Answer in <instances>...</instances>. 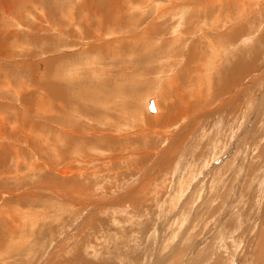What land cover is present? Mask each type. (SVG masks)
Wrapping results in <instances>:
<instances>
[{"label":"rangeland","instance_id":"1","mask_svg":"<svg viewBox=\"0 0 264 264\" xmlns=\"http://www.w3.org/2000/svg\"><path fill=\"white\" fill-rule=\"evenodd\" d=\"M152 1L0 0V264H264V0Z\"/></svg>","mask_w":264,"mask_h":264},{"label":"bare ground","instance_id":"2","mask_svg":"<svg viewBox=\"0 0 264 264\" xmlns=\"http://www.w3.org/2000/svg\"><path fill=\"white\" fill-rule=\"evenodd\" d=\"M154 1V0H153ZM152 1V2H153ZM236 2H237V0H235ZM240 1V0H239ZM263 1V0H262ZM177 2V1H176ZM210 2L212 3V4H215L214 3V0H210ZM219 2H220V6H219V8H224L223 7V0H219ZM242 2V1H241ZM115 3H119V2H115ZM155 4H154V7L156 8V9H158V3L157 2H154ZM230 3V2H229ZM228 3V4H229ZM112 4V3H111ZM137 4V3H136ZM153 4V3H152ZM203 4V3H202ZM230 5V4H229ZM232 5V4H231ZM244 5V4H243ZM236 6H237V4H236ZM139 7V6H138ZM169 7V6H168ZM172 7V6H171ZM185 7V6H184ZM183 7V8H184ZM188 7V6H187ZM202 7V6H201ZM154 8V9H155ZM142 9L144 10V7L142 6ZM148 9H151V7L150 8H148ZM153 9V8H152ZM200 9V8H199ZM184 10V9H183ZM146 11H147V9H146ZM151 11V10H150ZM160 11H161V9H160ZM236 11V10H235ZM242 9L240 8V16L243 14L242 13ZM246 11H248V10H246ZM157 12V11H156ZM166 12V11H165ZM165 12H160V13H162V14H160V15H158V16H163V17H166V16H164L163 14H165ZM203 12V11H202ZM102 13V12H101ZM151 13H152V11H151ZM150 12L148 13V15H150L151 14ZM220 13V12H219ZM259 13V12H258ZM154 14V13H153ZM155 14H157V13H155ZM155 14H154V16H155ZM208 14V13H207ZM206 14V15H207ZM263 14V13H262ZM109 15H111V14H109ZM244 15H246V14H244ZM243 15V16H244ZM264 15V14H263ZM135 16H136V14H135ZM233 16H234V14H233ZM159 17V20L160 19H162V18H160ZM168 17V16H167ZM176 17H179L178 19H177V21H176V23H175V26L176 27H181L182 28V26H187V24H188V20L189 19H192V16H191V18H190V16H176ZM106 18V17H105ZM108 18V17H107ZM111 18V17H110ZM156 18V17H155ZM198 18V17H197ZM223 17H221V19H222ZM225 18V17H224ZM230 20H229V19ZM227 18V20H228V22H224L223 23V21L221 22V25H219V26H222L223 24H226V23H228L227 25L228 26H232V24L235 22L234 20H233V18L232 17H228ZM153 19V18H152ZM165 19V18H164ZM163 19V20H164ZM220 19V18H219ZM194 20V19H193ZM198 20V19H197ZM225 20V19H224ZM227 20H225V21H227ZM232 20L234 21V22H232ZM236 20V19H235ZM247 20V19H246ZM107 21V20H106ZM143 21V20H142ZM142 21H140L139 23H137V28H138V26L142 23ZM192 21V20H191ZM201 21V20H200ZM221 21V20H220ZM244 21V20H243ZM251 20H250V18L247 20V22H244V23H241L240 25L238 24V26L237 27H233V28H231V29H227L228 31V35L226 36V39H224L225 41H224V44H226V45H224V46H226V47H229V49H232L233 48V50L232 51H234V55H231V56H229L228 57V59H224V60H221V59H219L218 60V66H221V65H227L228 66V68L230 67V66H232L233 67V69H235V70H233V72L234 71H236V68L235 67H237L238 65H242V66H244V70H246V68L250 65L249 64V60H244L245 58H249L244 52V50H246L250 55L251 54H254L253 52H254V49H257V48H259L260 47V41L259 40H256L255 41V43L254 44H251V45H249L248 47H246L245 45H247V44H250V41H251V39H252V37H253V35H255V32L256 31H254V30H252L253 28V26H251V27H248L249 25H250V22ZM67 22V21H66ZM108 22V21H107ZM136 22V21H135ZM184 22H186V24H184ZM117 23V22H116ZM87 24V23H86ZM89 24V23H88ZM113 24L114 23H111V27L113 28V27H115V26H113ZM146 24V23H145ZM219 24V23H218ZM237 24V23H236ZM247 24H249V25H247ZM129 25V24H128ZM161 25L162 24H158V23H156V24H154V25H152V27L151 26H149L148 27V31H150L151 29H153V31H154V33L155 34H160V32H159V30H160V28H161ZM80 26V25H79ZM133 26V25H132ZM174 26V27H175ZM193 26V25H192ZM34 27V26H33ZM175 27V28H176ZM208 27V26H207ZM214 27V26H213ZM262 27V26H261ZM264 27V26H263ZM140 28V27H139ZM143 28V27H142ZM146 28V27H145ZM188 28V27H187ZM226 28V27H225ZM230 28V27H229ZM246 28H248V30L250 29V28H252L251 30H252V32L251 33H249L248 31H247V29ZM54 29V28H53ZM73 29V28H72ZM78 29H80L79 27H78ZM110 29V28H109ZM180 29V28H179ZM182 29H184V28H182ZM199 29H201L200 27H199ZM219 29H222V28H219ZM261 29V28H260ZM36 30V29H35ZM50 30V29H49ZM62 30V29H61ZM173 30V29H172ZM192 30V29H191ZM213 30H215V29H213ZM34 31V30H33ZM80 31H81V29H80ZM136 31H137V29H136ZM169 31V30H168ZM216 31V30H215ZM262 31V30H261ZM99 32V31H98ZM131 32V31H130ZM62 33V32H61ZM82 33V32H81ZM173 33V32H172ZM181 33L183 34V35H186V34H189V31H187L186 33H184L182 30L180 31V32H177L176 34L177 35H181ZM56 34V33H55ZM136 34V33H135ZM165 34V33H164ZM169 34V33H168ZM193 34V33H192ZM205 34V33H204ZM225 34V33H224ZM262 34H264V31L262 32ZM104 35V34H103ZM173 35H174V33H173ZM172 35V36H173ZM258 35V34H257ZM171 36V35H170ZM188 36V35H187ZM217 36V35H216ZM223 36H225V35H223ZM63 37H65V36H63ZM67 37V36H66ZM139 37H141V39H143L146 43L147 42H149V37L147 36V33H142V35H140ZM203 38H206L207 39V37L206 36H202ZM71 38V37H70ZM178 38H180L179 36H178ZM184 38V37H183ZM202 38V39H203ZM217 38V37H216ZM171 39V38H170ZM219 39H220V37H219ZM151 40V39H150ZM229 40V41H228ZM255 40V39H254ZM184 41V40H183ZM134 42V41H133ZM178 43V41H175V43ZM227 42V43H226ZM239 42H241V43H239ZM144 43V42H143ZM162 43V42H161ZM160 43V44H161ZM165 43V42H164ZM207 43H208V45L209 44H211L210 43V40H207ZM234 43H236V44H234ZM81 45V44H80ZM237 46H242L241 47V49L239 50V52L238 51H236L235 50V47H237ZM244 46V47H243ZM201 47V46H200ZM79 48V47H78ZM81 48V47H80ZM211 48V47H210ZM206 49V48H205ZM228 49V48H227ZM242 49H244V50H242ZM153 50V49H152ZM89 51H90V49H89ZM208 51V50H207ZM150 52H151V50H150ZM149 52V53H150ZM144 53V52H143ZM206 53V52H205ZM213 52L211 51L210 52V55L212 54ZM147 54V53H146ZM222 54H224V53H222ZM226 54H228V53H226ZM154 55V54H153ZM206 56H207V54H206ZM224 57V56H223ZM87 58V57H86ZM99 58V57H98ZM151 58V57H150ZM219 58H221V57H219ZM233 58V59H232ZM112 59V58H111ZM154 59V58H153ZM152 58H151V60H153ZM201 59H203V58H201ZM230 59H232V61H233V63H232V61L229 63V60ZM169 60V59H168ZM188 60V59H187ZM199 60H200V58H199ZM198 60V61H199ZM172 61V60H171ZM210 61L211 60H208L206 63H202V65L201 66H205V68H204V70H206V72H205V76H204V78H202V79H204V84L205 85H207V88H206V93L208 92V91H211V89L209 88V86L213 83V80L211 79L210 80V82L208 81V79H210L211 77H210V74H211V69H209V68H212V64L210 63ZM149 62H150V60H149ZM153 62V61H152ZM201 62H203L202 60H201ZM200 62V63H201ZM215 62H217V61H215ZM214 62V63H215ZM251 62H253V61H251ZM148 63V62H147ZM232 63V65H230ZM87 64H89V63H87ZM170 64V63H169ZM188 64V63H187ZM204 64V65H203ZM253 64V63H252ZM190 65V64H189ZM230 65V66H229ZM226 66V67H227ZM252 66V65H251ZM238 68V67H237ZM249 69V68H248ZM50 70V69H49ZM73 70V69H72ZM155 70H156V68H155ZM158 70V69H157ZM52 72V71H51ZM72 72V71H71ZM165 72V71H164ZM190 72V71H189ZM75 73V72H74ZM159 73H160V71H159ZM235 73V72H234ZM71 74V73H70ZM157 74V73H156ZM200 74V73H199ZM212 74H213V72H212ZM211 74V76H216L217 74H218V70H217V73H215V74H213L212 75ZM225 74H226V72H225ZM236 74V73H235ZM234 74V75H235ZM72 75V74H71ZM158 76L156 77L158 80L161 78V80L162 79H164V77L165 76H167L168 74H164V76L163 77H161L160 75H161V73L160 74H157ZM193 75V74H192ZM201 75V74H200ZM199 75V76H200ZM230 76H232L231 74H229ZM150 76V75H149ZM201 77V76H200ZM203 77V76H202ZM193 78V77H192ZM227 78V77H226ZM161 80H159V81H161ZM173 80V79H172ZM229 80H231L232 81V78L231 77H228V81ZM158 81V82H159ZM173 83H174V81H172ZM171 82V83H172ZM178 82H179V80H178ZM212 82V83H211ZM215 82V81H214ZM218 82V85H220L223 89H226L225 88V86H227L228 84H229V82H227V80H225V81H223V83L224 84H221V82H222V79L221 80H218L217 81ZM73 83V82H72ZM156 83V82H155ZM162 83V82H161ZM158 85V83L156 84V86ZM214 85V84H213ZM217 85V84H216ZM245 85V84H244ZM244 85H243V87H242V89L241 90H243V88H244ZM220 86H218V87H220ZM251 86V85H250ZM212 87H215V86H212ZM220 87V89H222ZM249 87V86H248ZM159 88H160V86H159ZM212 89H214V88H212ZM216 89V88H215ZM215 89H214V92L213 93H215ZM228 89V88H227ZM157 90V89H156ZM217 90V89H216ZM155 91V90H154ZM223 91V90H222ZM225 91V90H224ZM240 91V90H239ZM219 92V91H218ZM210 93V92H209ZM212 93V92H211ZM232 93V92H231ZM205 94V93H204ZM59 95V94H58ZM150 95L151 94H149V96H148V94L145 96V101H144V103H145V108L147 107V105L149 104V101L153 98V97H150ZM234 95V94H233ZM232 95V96H233ZM57 96V95H56ZM157 95L155 94L154 95V97H156ZM169 96V95H168ZM214 96H216V93H215V95ZM162 97V96H161ZM206 97H208V96H204V99L206 98ZM209 97H211V94H209ZM213 97V96H212ZM202 98V97H201ZM247 98V97H246ZM144 99V98H143ZM234 99V98H233ZM233 99L232 98H228V99H226V100H229V101H233ZM141 100V99H140ZM153 100V102L156 104V107H155V113L153 114L154 116L155 115H157L158 113V105H157V100L156 101H154L155 99H152ZM184 102H186V101H184ZM204 102H206V100L204 101ZM67 103H68V101H67ZM232 103V102H231ZM107 104V103H106ZM126 104V103H125ZM171 104V103H170ZM62 106H63V104H61ZM102 105V104H101ZM161 105V104H160ZM174 105V104H173ZM169 106V105H168ZM227 106H228V104H227ZM230 106V105H229ZM78 107V106H77ZM59 108V107H58ZM62 108V107H61ZM63 108L65 109V108H67V107H64L63 106ZM62 108V109H63ZM161 109V108H160ZM66 110V109H65ZM100 110V109H99ZM217 110V109H216ZM67 111V110H66ZM215 111V110H214ZM56 114V113H55ZM67 114V113H66ZM78 114H80V113H78ZM162 114V113H161ZM170 114V113H169ZM83 115V114H82ZM151 116H152V114H151ZM62 117V116H61ZM157 117H159V118H161V120H164V117H166V115H160V113H159V115H157ZM76 119V118H75ZM91 119V118H90ZM153 119H155V118H153ZM85 121V120H84ZM89 122V121H88ZM167 122V121H166ZM157 123V122H156ZM160 123H164V121L163 122H160ZM102 124V123H101ZM167 124V123H166ZM67 125H70V124H67ZM92 126V125H91ZM68 127V126H67ZM71 127V126H70ZM79 127V126H78ZM77 127V128H78ZM126 127V126H125ZM71 128H73V127H71ZM70 128V129H71ZM74 129V130H79V129ZM90 128H92V127H90ZM89 128V129H90ZM245 128V127H244ZM125 129V128H124ZM69 130V129H68ZM68 130H66V131H68ZM86 130H88V128H81V130H79V131H81V132H87V133H91V131L90 130H88V131H86ZM96 130H98V128L96 129ZM106 130V129H105ZM119 130V129H118ZM117 130V131H118ZM245 131V130H244ZM80 132V133H81ZM93 133V132H92ZM95 133V132H94ZM241 133V132H240ZM105 134V133H104ZM172 134V133H171ZM171 134H170V136H171ZM105 136V135H104ZM172 140L174 139V136L176 137V134H172ZM81 137V136H80ZM171 138V137H170ZM83 139V138H82ZM95 140V139H94ZM93 140V141H94ZM83 141V140H82ZM96 142H98V144H100L101 143V145H102V143H105V142H110V141H107V139H102V140H95ZM116 142V141H115ZM172 142V141H171ZM83 143V142H82ZM87 143V142H86ZM169 143V142H168ZM89 145V144H88ZM101 145H100V147H101ZM105 146H106V144H104ZM104 145H102V147H104ZM90 146H91V144H90ZM167 147H168V145H166ZM93 147V146H92ZM112 148H113V146H112ZM90 149V148H89ZM91 150H93L92 148H91ZM84 151H86V150H84ZM93 152V151H92ZM100 153H101V151H100ZM103 153V152H102ZM83 154V153H82ZM85 155H86V153H85ZM111 157V156H110ZM76 158V157H75ZM80 158H81V156H80ZM86 159V158H85ZM100 160V159H99ZM85 162V161H84ZM89 162H90V160H89ZM114 165H115V163H114ZM67 166V165H66ZM59 169V168H58ZM128 172V171H127ZM98 178V177H97ZM71 182V181H70ZM72 183V182H71ZM65 185V184H64ZM66 186V185H65ZM86 191V190H85ZM150 194V193H149ZM127 199H130V198H128L127 197ZM171 199H173V198H171ZM170 199V200H171ZM76 200V199H75ZM133 200V199H132ZM187 200V199H186ZM128 201V200H127ZM169 201V200H168ZM175 201V200H174ZM173 202V201H172ZM160 203V202H159ZM170 203H171V201H170ZM158 205H160V204H158ZM169 205V204H168ZM167 205V206H168ZM170 205H172V204H170ZM174 205V204H173ZM151 207V206H150ZM172 207V206H171ZM139 209V208H138ZM149 209V208H148ZM151 209V208H150ZM167 209V208H166ZM170 209V208H169ZM137 211V210H136ZM169 211H171V209L169 210ZM92 220V219H91ZM91 222V221H90ZM165 226V225H164ZM155 227V226H154ZM154 227H153V229H154ZM231 246V245H230ZM263 246V245H262ZM82 253H84V252H82ZM81 254V252H79L78 253V256ZM55 255V254H54ZM157 255V254H156ZM76 256V255H75ZM77 256V257H78ZM81 257V256H80ZM79 257V258H80ZM45 258V257H44ZM78 258V259H79ZM81 259V258H80ZM84 260V259H83ZM60 261H62V260H60ZM230 261H233V260H230ZM69 262V261H68ZM71 262V261H70ZM158 262V261H157ZM160 262V261H159ZM233 263V262H232Z\"/></svg>","mask_w":264,"mask_h":264},{"label":"water","instance_id":"3","mask_svg":"<svg viewBox=\"0 0 264 264\" xmlns=\"http://www.w3.org/2000/svg\"><path fill=\"white\" fill-rule=\"evenodd\" d=\"M148 109H149L150 111H152V112L155 111V106H154V102H153L152 99L149 101Z\"/></svg>","mask_w":264,"mask_h":264}]
</instances>
